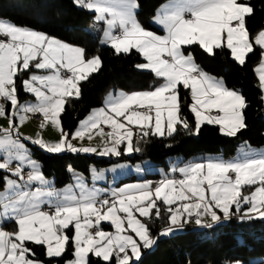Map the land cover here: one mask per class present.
I'll list each match as a JSON object with an SVG mask.
<instances>
[{"label": "snow or ice", "instance_id": "6c2138e0", "mask_svg": "<svg viewBox=\"0 0 264 264\" xmlns=\"http://www.w3.org/2000/svg\"><path fill=\"white\" fill-rule=\"evenodd\" d=\"M73 3L93 11L95 20L106 25L102 45L114 50V55L134 51L142 57L136 67L154 74L159 82L146 91L110 93L105 107L94 109L74 134L64 132L65 105L70 98H80L81 82L101 69V58L0 17V118L9 121L8 128L0 129V151L6 154L0 156V172L5 173L0 177V264H59L61 260L92 264L93 257L95 264H138L142 250L151 249L160 236L170 235L193 217L197 225L205 216L218 222V212L225 219L237 213L241 219H264V154L250 150L242 149L230 160L208 158L173 168L181 178L165 176L154 189L145 182L107 192L88 188L79 177L59 191L52 187L22 142L30 138L20 135L19 126L27 119L20 113L39 114L41 128L50 122L59 129L58 142L30 140L52 154L97 152L71 143L95 135L104 144L99 155L121 156L139 152L140 140L150 135L172 137L180 128L198 134L204 124L217 125L222 135L236 137L247 127L246 99L205 72L195 60L193 47L208 55L227 49L235 62L244 65L254 45L258 46L262 59L254 71L264 101V30L252 34L246 27L247 18L255 13L248 0H171L153 17L164 35L146 30L139 22V0ZM21 88L36 102L19 104ZM181 90H189L194 127L181 114ZM134 136L139 138L135 145ZM93 177L101 179L103 173L94 170ZM162 206L168 226L154 237L148 221L161 218ZM102 222L113 231L104 230ZM35 247L44 250L46 260L37 257ZM69 250L71 258L63 259Z\"/></svg>", "mask_w": 264, "mask_h": 264}, {"label": "trees", "instance_id": "16d2710c", "mask_svg": "<svg viewBox=\"0 0 264 264\" xmlns=\"http://www.w3.org/2000/svg\"><path fill=\"white\" fill-rule=\"evenodd\" d=\"M166 1L168 0H139L137 18L145 29L161 31L151 20L157 8ZM248 2L254 7L255 13L247 18L246 27L250 33L256 34L264 29V0ZM0 17L18 26L34 29L60 41L82 47L89 56L98 55L101 58V69L92 73L90 79L81 82L80 98H70V102L65 105L66 110L61 114L64 132L73 134L80 121L94 108L103 104L108 92L117 89L126 93L146 91L159 82L154 74L136 67L142 62V57L134 51L128 55H114V50L102 45V26L88 28L94 21L95 13L77 7L73 0H0ZM193 52L196 62L205 72L221 78L227 88L238 90L245 97L247 127L236 137L222 135L217 125L204 124L198 134H189L180 128L172 137L150 135L140 140L139 152H134L131 156L123 154L116 158L95 157L70 151L51 154L37 145L28 143L31 155L40 162L43 175L54 178V186L61 187L72 180V172L88 176L91 165L101 169L119 161L135 162L147 159L157 166L167 168L168 162L176 157L187 160L198 154L221 153L225 158H232L242 143L264 146V101L261 100L258 76L254 71L262 58L259 47L254 45V51L248 54L244 65L235 62L227 49L216 50L215 55H208L198 47H193ZM30 96L20 89V102ZM180 96L181 114L188 119L189 125L194 127V116L188 108L191 103L189 91L181 90ZM137 139L139 138L135 136L134 145ZM4 175L5 173L0 172V177ZM158 177L157 173H147L143 179ZM126 180L138 178L128 175L117 183ZM161 212L160 219L153 216L148 221L154 237L168 226V213L164 206L161 207ZM5 228L11 231L10 225H5ZM34 250L39 259L46 260L42 248L35 247ZM71 255L69 250L63 259H70ZM261 257L264 258V219H241L240 215L235 214L215 225L202 229L188 226L181 233L159 238L152 249L144 250L138 264H257L255 260ZM59 264H63V260ZM92 264H95L94 257Z\"/></svg>", "mask_w": 264, "mask_h": 264}, {"label": "rangeland", "instance_id": "374dc122", "mask_svg": "<svg viewBox=\"0 0 264 264\" xmlns=\"http://www.w3.org/2000/svg\"><path fill=\"white\" fill-rule=\"evenodd\" d=\"M169 3H171V0L166 1L162 5H160L157 8L156 13L163 5L169 4ZM156 13L154 14V16L156 15ZM153 17H152V20H151L152 23H153ZM97 25L98 26H102L103 29L106 27V25L103 22H97L95 20V17H94V21H92L89 24L88 28L89 29H93ZM154 25H156V24H154ZM157 27H159V26H157ZM159 29L162 31V29L160 27H159ZM146 30H148V29H146ZM152 31L157 33V34H160V35H164L165 34L163 31L162 32L161 31L160 32L159 31H154V30H152ZM102 37H103V30H102ZM259 64L257 65V67L259 66ZM23 78H27V76L23 77ZM20 115H26L27 116V119L23 122L22 125L19 126L20 135H21V137L30 138V139H23L22 142L25 144V146L29 150L30 158L32 160L37 161L39 163V165H40V162L31 155V150H30V146H29L28 143H31L30 140H32V139L33 140L37 139V138H42L43 139V136L45 134V130H43V128L40 127L41 123L33 122L34 120H32V118L35 119L34 114H31V113H28V114L20 113ZM8 126H9L8 119L7 118H0V129H6V128H8ZM101 127L104 129L105 132H107V130L109 131V129L106 126L101 125ZM46 128H47L46 130H48L47 131L48 134L51 135L53 138H55L56 137L55 133L58 132V129L54 128L50 123L47 124ZM94 131H96V130H94ZM13 137H15V133H13ZM73 140H75L78 143V148L92 147V148H96L97 149V152H89V153L80 152V153H83V154H86V155L95 156V157H102V158L103 157L104 158L114 157L112 155L101 156V155L98 154L99 150H101L104 147V144H103L102 139H101L100 136H95L94 135V137L92 139H90V140L87 137H85V139H83V140H79V139H73ZM242 149L244 151H249L250 150V151H252L254 153H257V154H264V146L258 147V146H251V145H249L247 143H242V144H240L237 147V150H236V152H235V154H234V156L232 158L237 157L241 153ZM133 154H134V152L131 153V154H124V155L131 156ZM3 155H6V154L3 153L2 151H0V156H3ZM208 158L222 159V160H230V159H232V158L223 157L221 153H216V154L207 153V154L194 155V156H192L191 158H189L187 160H183L182 157H176V158L170 160L168 165L172 164L174 161H175L174 163H177V162L181 161L182 164L186 165V164H188L190 162H194V161H205ZM11 167L14 169L16 167V162H13ZM153 169L160 170L161 174L163 176L165 175L164 167L157 166L154 163H152L151 161H149L147 159H143L141 161H135V162H131L130 160L119 161V162L111 163L109 166L101 168V169H98L95 166L91 165L90 168H89V175L88 176H85L82 173L72 172L71 173L72 174V180L69 183H67V184H65V185H63L61 187H54L53 186L54 178H50V177H46V176H45V178L51 183L52 187L54 189H56L57 191H59L61 189H64L65 187H67L69 185H74L77 177L82 179L84 181L85 185L88 188L95 187V188L98 189V184H101V183L102 184H107V182H109V184L112 185L113 188L118 189L119 186L122 187V186L131 185V184H140V183H145V181L149 183V181L146 180V179L145 180L140 179V180H133V181L128 182V183H123V184H120L119 186H115L116 181L119 180L120 178H123L124 176L130 175V174H135L136 176L144 177L147 173H153L154 172ZM169 169L172 170V168H169ZM94 170L97 173L102 172L103 173V177L101 179H94V177H93V171ZM110 172H112V174H113L112 176L113 177L109 176ZM157 182H159V181H157ZM2 190L3 189H0V191H2ZM219 214H222V213L218 212V215ZM195 219H196V217H194V219L190 223H185V225H188V224L192 225V223L195 221ZM191 228H193V227H191ZM184 230H185V228H182V229L179 228V229L175 230L174 232H172L168 236H172V235L181 233ZM168 236H164V237H161V238H166ZM260 261H263V262H260ZM255 262H257V264H264V258L263 257L258 258V259L255 260ZM231 264H237V262H233ZM239 264H241V263L239 262Z\"/></svg>", "mask_w": 264, "mask_h": 264}, {"label": "crops", "instance_id": "0c3cea01", "mask_svg": "<svg viewBox=\"0 0 264 264\" xmlns=\"http://www.w3.org/2000/svg\"><path fill=\"white\" fill-rule=\"evenodd\" d=\"M169 1V0H168ZM159 28V27H158ZM63 42V41H62ZM69 44V43H68ZM69 45H72V44H69ZM74 46V45H73ZM37 74H43L42 72H37ZM92 75V74H91ZM91 75L89 76V78L88 79H90V77H91ZM212 76V75H211ZM213 77H215V76H213ZM215 78H217V79H221V78H218V77H215ZM228 89H230V88H228ZM230 90H235V89H230ZM189 91V90H188ZM236 91H238V90H236ZM126 93L125 91H123V90H120V89H117V90H114V91H110V92H108L106 95H105V97H104V100H103V104L101 105V106H99V107H97V108H94V109H100V108H102V107H105V100H106V98L109 96V94L111 93V94H113V95H116V94H119V93ZM239 92V91H238ZM133 93H135V92H133ZM31 96H30V98H28V99H26V100H24L23 102H20L19 101V104H25V103H27V102H32V103H35L36 101H35V97L31 94V93H29ZM127 94H132V93H127ZM93 109V110H94ZM92 110V111H93ZM92 111L84 118V119H82L81 121H83V120H85L87 117H89L90 115H91V113H92ZM34 117H35V119H33L32 118V120H34L33 122H39V123H42L43 122V117L42 116H40L39 114H34ZM263 117H264V113H263ZM80 121V122H81ZM50 123V122H49ZM79 125H80V123H79ZM79 125H78V127H79ZM47 125L43 128V130H45V134H44V136H43V140L44 141H46V142H49V143H55V142H58L59 141V139H60V131H59V129H58V132H56L55 133V135H56V137L55 138H53L51 135H49L48 134V130H46L47 128ZM78 129V128H77ZM76 129V130H77ZM108 131V130H107ZM75 133V132H74ZM33 140V139H32ZM71 143L75 146V147H77L78 148V143L75 141V140H71ZM77 153H80V152H77ZM52 154V153H51ZM83 154V153H82ZM116 157H119V156H114V157H111V158H116ZM175 162V161H174ZM172 163V164H170V165H168V167L167 168H165L164 167V169H165V175L163 176L162 174H161V172H160V170H157V169H153V173H157V174H159V177L157 178V179H151V178H147L146 180H148L149 181V183H151L152 181H160V180H162L165 176H169V177H173V175H175L176 173H173L172 172V170L171 169H169V168H178V167H183V166H185V164H182L181 163V161H179V162H177V163ZM169 163V162H168ZM174 164V165H173ZM151 166V165H150ZM113 174H112V172H110L109 173V176L110 177H113L112 176ZM130 175H133L135 178H138V180H140V179H143V177H140V176H136L135 174H130ZM128 176V175H127ZM119 177V176H118ZM124 177H126V176H124ZM123 177V178H124ZM50 178H52V177H50ZM120 179H122V178H120ZM120 179L119 180H117L116 181V184H115V186H119L120 184H123V183H128V182H131V181H133V180H126V181H121V182H119V183H117L118 181H120ZM143 180H145V179H143ZM146 182V181H145ZM140 184H142V183H140ZM53 186H54V184H53ZM55 187V186H54ZM122 187H124V186H122ZM119 188H121V186H119ZM98 189H101V190H106L107 192H111V190L112 189H116V188H113L112 187V185H110L109 184V182H107V184H98ZM154 189V188H153ZM77 190V189H76ZM78 191V190H77ZM158 202H160V201H158ZM157 202V203H158ZM173 207H175V205L173 206ZM238 215H240L239 213H237ZM219 215H222V214H219ZM235 215V214H234ZM233 216V215H232ZM225 220V218L224 217H221V219L218 221V222H212V220H211V218H210V216H205L204 218H203V222H202V225H197L196 223H195V221L192 223V225H190V224H188V225H185V224H183V227L182 228H186V227H188V226H191V227H193V229H202V228H205V227H207V226H210V225H215V224H218V223H220V222H222V221H224ZM102 226H103V228H104V230H106V231H113V229L110 227V225L107 223V222H102ZM167 227V226H166ZM165 227V228H166ZM181 228V229H182ZM164 229V228H163ZM162 229V230H163ZM162 230H160V232L162 231ZM159 232V233H160ZM158 233V234H159ZM157 234V235H158ZM156 235V236H157ZM161 237H164V236H160L159 238H161ZM154 247V246H153ZM152 247V248H153ZM151 248V249H152ZM148 250H150V249H148ZM144 255V250H142V256ZM141 256V257H142Z\"/></svg>", "mask_w": 264, "mask_h": 264}, {"label": "built area", "instance_id": "2783aa9c", "mask_svg": "<svg viewBox=\"0 0 264 264\" xmlns=\"http://www.w3.org/2000/svg\"><path fill=\"white\" fill-rule=\"evenodd\" d=\"M0 103H3V101L2 100H0ZM27 169L25 170V178L27 177ZM173 177L174 178H176V179H179V178H181L180 176H179V173H176L175 175H173ZM151 185H152V188H155L156 186H157V181H152L151 182ZM220 217H223V215H220ZM194 219V217L192 218V220Z\"/></svg>", "mask_w": 264, "mask_h": 264}]
</instances>
